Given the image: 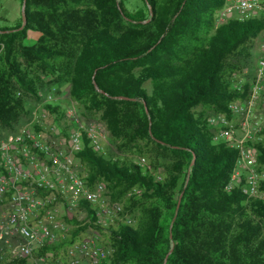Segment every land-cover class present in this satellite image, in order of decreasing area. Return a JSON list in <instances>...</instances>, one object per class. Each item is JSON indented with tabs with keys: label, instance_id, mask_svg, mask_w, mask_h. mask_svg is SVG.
<instances>
[{
	"label": "trees",
	"instance_id": "trees-1",
	"mask_svg": "<svg viewBox=\"0 0 264 264\" xmlns=\"http://www.w3.org/2000/svg\"><path fill=\"white\" fill-rule=\"evenodd\" d=\"M222 4L25 0L23 28L21 16L0 25V132L28 114L43 71L69 83L71 102L100 120L123 154L86 139L76 154L88 184L103 182L133 219L100 231L112 254L98 264H264V200L225 188L236 150L213 143L207 122L240 96L237 60L251 55L264 18L217 23ZM31 32L38 37L29 43ZM256 147L264 164V139ZM66 220L67 243L89 224Z\"/></svg>",
	"mask_w": 264,
	"mask_h": 264
},
{
	"label": "built area",
	"instance_id": "built-area-1",
	"mask_svg": "<svg viewBox=\"0 0 264 264\" xmlns=\"http://www.w3.org/2000/svg\"><path fill=\"white\" fill-rule=\"evenodd\" d=\"M254 18H264V0H223L215 11L217 23ZM260 32L252 70L242 67L235 75L240 96L226 111L210 114L207 122L213 143L236 150L225 188L264 200V164L256 147L264 139V29ZM33 102L30 123L0 132V260L98 264L112 254L100 231L107 232L117 220L133 222L123 213V202L111 200L103 182L89 185L76 165L85 139L94 150H106L105 127L85 117L75 104L62 106L61 112L50 110L47 105L55 103L51 94ZM75 214L89 224L67 243L73 225L66 218Z\"/></svg>",
	"mask_w": 264,
	"mask_h": 264
},
{
	"label": "rangeland",
	"instance_id": "rangeland-1",
	"mask_svg": "<svg viewBox=\"0 0 264 264\" xmlns=\"http://www.w3.org/2000/svg\"><path fill=\"white\" fill-rule=\"evenodd\" d=\"M133 1H139V0H133ZM0 16H2L4 19H0V25H13L18 18L21 16V4L19 0H0ZM263 32H260L259 36L256 39V42L260 41L262 38ZM38 37L37 32H31L30 33V39L29 43H32L36 38ZM258 56L257 49L254 48L252 50V53L249 57L241 60H237L244 69L251 71L252 70V64L256 60ZM40 79H39V86H40V97H46L47 94H51L55 102L57 101L61 106H67L70 104H73L69 98V83L65 80H60L55 76L47 75L45 72L40 71L39 72ZM146 88H150V83L146 82L145 84ZM34 97H28V106H29V112L28 114H25L20 117L18 122L15 124L14 128L18 129L21 128L32 120V115L30 114L31 110L35 107L34 104ZM5 130H2L4 132ZM106 143V152L109 154H113L116 156H122L123 154L119 151H117L113 145V143L108 139L105 141ZM76 165L78 169L82 170V164L79 162L78 159H75ZM146 161H150L148 157L146 158ZM128 215V214H127ZM122 220V219H121Z\"/></svg>",
	"mask_w": 264,
	"mask_h": 264
},
{
	"label": "water",
	"instance_id": "water-1",
	"mask_svg": "<svg viewBox=\"0 0 264 264\" xmlns=\"http://www.w3.org/2000/svg\"><path fill=\"white\" fill-rule=\"evenodd\" d=\"M150 13H151V9H150ZM21 18H22V24L17 28V29H21L23 28V26L25 25V22H26V15H25V0H22V4H21ZM193 161H194V158L191 160V165L193 164ZM188 179V176L186 177V180L185 182L187 181ZM179 202H180V196L178 198V202H177V205H176V209H175V213H174V216L172 218V221L174 220L175 216H176V213H177V209L179 207ZM170 237H171V234H170ZM173 245V243L171 244V246Z\"/></svg>",
	"mask_w": 264,
	"mask_h": 264
}]
</instances>
